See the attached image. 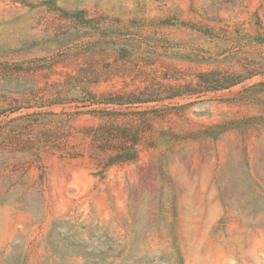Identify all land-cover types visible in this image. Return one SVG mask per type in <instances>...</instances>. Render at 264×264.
Here are the masks:
<instances>
[{
	"label": "rangeland",
	"instance_id": "obj_1",
	"mask_svg": "<svg viewBox=\"0 0 264 264\" xmlns=\"http://www.w3.org/2000/svg\"><path fill=\"white\" fill-rule=\"evenodd\" d=\"M0 264H264V0H0Z\"/></svg>",
	"mask_w": 264,
	"mask_h": 264
},
{
	"label": "trees",
	"instance_id": "obj_2",
	"mask_svg": "<svg viewBox=\"0 0 264 264\" xmlns=\"http://www.w3.org/2000/svg\"><path fill=\"white\" fill-rule=\"evenodd\" d=\"M236 82H230V83H226V84H222L220 86L222 87H229L231 85H234L236 84ZM211 88V87H209ZM213 88H218V87H213ZM107 102H117L119 104H122L123 101L119 100L118 101H115V99H107ZM136 144V143H134ZM138 157V150L136 149V147L132 146V148H126L122 151H120L119 153L115 154L114 156H112L108 161L107 163L105 164L106 166H109L111 164H115V163H118V162H124V161H128V160H134Z\"/></svg>",
	"mask_w": 264,
	"mask_h": 264
}]
</instances>
